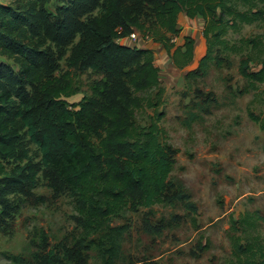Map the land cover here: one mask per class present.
<instances>
[{
    "label": "rangeland",
    "instance_id": "obj_1",
    "mask_svg": "<svg viewBox=\"0 0 264 264\" xmlns=\"http://www.w3.org/2000/svg\"><path fill=\"white\" fill-rule=\"evenodd\" d=\"M103 2L42 3L46 16L36 24L37 32L52 55L45 74L58 77L69 71L75 76L78 92L67 98L69 103L90 95L99 82L126 84L132 95L143 100L144 107L135 114L136 126H147L155 111L161 112L164 135L160 140L172 154L171 191L187 194L195 209L174 201L124 208L114 214L112 226H127L115 264H239L233 245H250L264 237V133L249 116L252 112L264 117V83L252 87L239 73L244 59L250 71L261 67L264 20L226 27L213 45L205 72L187 77L208 53V42L202 32L205 21L203 26L179 14L178 28L187 31L174 36L171 52L177 47L185 50L187 36L193 39L197 56L178 67L159 43L160 50L153 52L158 89L138 91L134 89L137 81H130L137 75L132 70L118 80L90 68L71 67L70 59L81 52L85 40L83 25L99 13ZM262 7L259 2L258 8ZM62 20L68 29L54 27L55 21ZM151 22L149 18L146 26ZM189 28L199 32V38ZM137 34L140 42L152 40L146 33ZM148 100L158 102L156 109L146 105ZM20 134L28 157L23 161L0 158V178L25 162L36 166L37 172L34 182H0V264H37L48 252L63 256L66 249L77 248L79 241L88 247L82 248L79 260L68 264H103L102 252L90 243L97 242L99 234L77 223L74 197L67 189L53 186L52 171L42 166L37 146L24 130Z\"/></svg>",
    "mask_w": 264,
    "mask_h": 264
},
{
    "label": "trees",
    "instance_id": "obj_2",
    "mask_svg": "<svg viewBox=\"0 0 264 264\" xmlns=\"http://www.w3.org/2000/svg\"><path fill=\"white\" fill-rule=\"evenodd\" d=\"M45 1L0 0V158L27 159L20 142L24 130L37 146L42 166L52 171L53 186L67 189L74 197L77 223L99 234L98 241L90 243L102 252L103 264H115L127 226H112L114 214L124 208L174 201L194 211V204L180 189L171 191L172 154L160 140L164 135L161 112L155 111L147 126H136L135 114L144 107L143 100L132 95L126 84L99 82L90 95L69 103L67 98L78 92L75 76L69 71L58 77L45 74L52 55L36 25L46 16ZM180 13L189 18L199 15L205 21L202 32L208 53L186 75L198 76L205 72L213 45L226 27L264 20V0H104L99 13L83 25L85 40L81 52L70 59L71 67L90 68L109 79L132 70L137 74L130 80L137 81L135 90L157 87L153 51L138 47L139 40L133 46L117 41L131 32L146 33L165 47L174 65L183 67L193 58V39L186 36L185 50L177 47L171 52L175 45L171 39L180 33ZM149 18L152 22L146 26ZM64 21H55L54 27L68 29ZM239 73L252 87L264 83V52L257 71H250L244 59ZM146 105L156 109L158 102L148 100ZM249 116L264 133V117L252 112ZM36 172V166L25 162L2 174L0 182H34ZM86 247L79 241L77 248L66 249L63 256L48 252L37 264L77 261ZM233 254L239 264H264V237L250 245L234 244Z\"/></svg>",
    "mask_w": 264,
    "mask_h": 264
},
{
    "label": "crops",
    "instance_id": "obj_3",
    "mask_svg": "<svg viewBox=\"0 0 264 264\" xmlns=\"http://www.w3.org/2000/svg\"><path fill=\"white\" fill-rule=\"evenodd\" d=\"M180 14H182V17H184V18H187V19H189V21L190 22H192V21H196L197 23H199L200 25H203L204 24V19L201 17V16H199V15H197V16H195V17H193V18H189V17H186V15H185V13H180ZM178 22H179V16H178ZM204 26V25H203ZM184 28V27H183ZM182 28V29H183ZM204 28V27H203ZM184 29H187V28H184ZM203 30V29H202ZM186 31L187 30H181L180 31V34L181 33H183V32H185V34H186ZM189 31H190V33H191V35H193V34H195L194 33V31L195 30H191V28H189ZM193 33V34H192ZM195 36L197 37V38H199V32H197L196 34H195ZM193 37V36H192ZM119 40H121L122 42H119V43H121V44H124V45H129V46H133V42L129 39V38H123V39H119ZM136 44V43H135ZM134 44V45H135ZM159 43H157V42H154L153 40H148V41H142V42H140V41H138V43H137V46L138 47H142V48H148V49H151L153 52H155V48L156 49H159ZM161 47H162V45H161ZM160 50V49H159ZM193 52H194V50H193ZM198 53V52H197ZM197 53L196 54H194L193 53V58H192V60L193 59H195V57L197 56Z\"/></svg>",
    "mask_w": 264,
    "mask_h": 264
},
{
    "label": "built area",
    "instance_id": "obj_4",
    "mask_svg": "<svg viewBox=\"0 0 264 264\" xmlns=\"http://www.w3.org/2000/svg\"><path fill=\"white\" fill-rule=\"evenodd\" d=\"M139 35L136 33V32H131L129 35H128V38L132 41V42H137L139 40ZM147 38H149L147 36ZM171 42H174L175 43V37H173L171 39Z\"/></svg>",
    "mask_w": 264,
    "mask_h": 264
}]
</instances>
